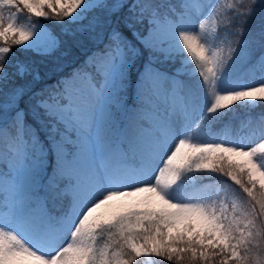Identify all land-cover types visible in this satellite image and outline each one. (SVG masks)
I'll return each instance as SVG.
<instances>
[{"label": "snow or ice", "instance_id": "snow-or-ice-1", "mask_svg": "<svg viewBox=\"0 0 264 264\" xmlns=\"http://www.w3.org/2000/svg\"><path fill=\"white\" fill-rule=\"evenodd\" d=\"M257 3L0 0V264H264Z\"/></svg>", "mask_w": 264, "mask_h": 264}, {"label": "trees", "instance_id": "trees-1", "mask_svg": "<svg viewBox=\"0 0 264 264\" xmlns=\"http://www.w3.org/2000/svg\"><path fill=\"white\" fill-rule=\"evenodd\" d=\"M233 2H239L243 4H247L248 0H224L222 3L230 4ZM247 29H249L253 36L258 37L261 29H264V0H258L256 5L255 14L248 20ZM59 31V29H56ZM25 56H31V53L23 54ZM35 63L39 66L41 74L45 77L52 75L55 71V65L61 61L58 60L57 57H32ZM257 113H264V105H258L251 109L246 108L244 106L233 107V110L228 112L226 116L223 117L220 124L226 125L228 130L233 129L235 117L238 115L251 114L255 115ZM2 126V125H0ZM201 181L200 183H202ZM188 189H192V187H188ZM189 191V190H188ZM159 262V261H158Z\"/></svg>", "mask_w": 264, "mask_h": 264}, {"label": "rangeland", "instance_id": "rangeland-1", "mask_svg": "<svg viewBox=\"0 0 264 264\" xmlns=\"http://www.w3.org/2000/svg\"><path fill=\"white\" fill-rule=\"evenodd\" d=\"M224 0H221V2ZM173 3H180L181 0H172ZM201 2H209V0H201ZM43 23H48V22H43ZM196 30H198V24L196 26ZM2 46V45H0ZM259 73H257V76ZM261 113H257L255 115L251 114H245V115H238L235 117L234 120V130L231 132L228 130L226 125L220 124L216 129V137H215V142H220L221 138L227 139V140H233V139H243L246 138L248 135H250L252 127L255 125L256 121L259 118V115ZM204 142H212L211 138L204 137L202 138ZM201 181L198 180L197 183L199 184ZM188 183V182H186ZM188 187H192L190 183H188ZM188 187L185 189L187 192ZM130 200H134L137 198H129ZM155 264H159L158 260L156 258H152ZM142 264H149V261H143Z\"/></svg>", "mask_w": 264, "mask_h": 264}]
</instances>
